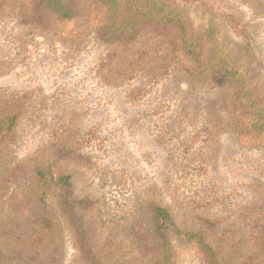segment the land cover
<instances>
[{
	"label": "rangeland",
	"instance_id": "374dc122",
	"mask_svg": "<svg viewBox=\"0 0 264 264\" xmlns=\"http://www.w3.org/2000/svg\"><path fill=\"white\" fill-rule=\"evenodd\" d=\"M60 1L0 0V264H88L77 227L101 264H203L156 206L264 264V0Z\"/></svg>",
	"mask_w": 264,
	"mask_h": 264
},
{
	"label": "trees",
	"instance_id": "16d2710c",
	"mask_svg": "<svg viewBox=\"0 0 264 264\" xmlns=\"http://www.w3.org/2000/svg\"><path fill=\"white\" fill-rule=\"evenodd\" d=\"M68 2L64 3L60 0H37L36 7L40 10L50 9L53 12H55L58 17H69L71 14V9L68 6ZM41 12V11H40ZM175 13L173 11H168L165 15H160L159 20H164L167 18V22H173ZM167 16V17H166ZM181 24L180 22L178 23ZM185 50H187V53L190 51V45L187 44V39L184 40ZM231 74V72L226 71H218L213 73L212 80L216 84L220 85L225 77H228ZM249 106H251V101H246ZM254 110V109H253ZM257 111L254 112V114ZM257 116V120L251 124L250 130H255L256 124H260L261 128H257L258 131H261L262 126H264V111L260 112ZM38 176L43 180V186L48 185L49 177L47 174L44 173V171L39 170L37 172ZM51 178V177H50ZM57 184L61 183L63 186H68V177L67 176H59L56 179H54ZM45 190H43V196H44ZM64 199H66L63 195H61ZM152 217L154 221V226L156 229L157 234L162 238L167 240L169 237V234H177L180 239L192 241L195 244V247L199 250V252L202 255V262L203 264H218V260L214 256L211 248L206 245L200 238V236L193 234V233H187L182 232L181 230L177 229L167 212V210L163 207H154L152 210ZM74 238L76 242V246L78 249V243H79V253L82 256H85V262L88 264H101L89 251L87 247V243L83 239L82 231L79 227L75 229L74 232ZM79 240V241H78Z\"/></svg>",
	"mask_w": 264,
	"mask_h": 264
}]
</instances>
